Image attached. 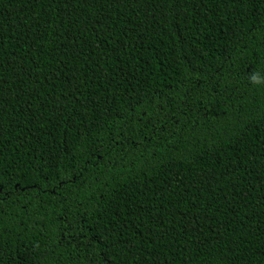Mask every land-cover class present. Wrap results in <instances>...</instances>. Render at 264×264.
<instances>
[{"label": "trees", "instance_id": "1", "mask_svg": "<svg viewBox=\"0 0 264 264\" xmlns=\"http://www.w3.org/2000/svg\"><path fill=\"white\" fill-rule=\"evenodd\" d=\"M0 264H264V0H0Z\"/></svg>", "mask_w": 264, "mask_h": 264}, {"label": "clouds", "instance_id": "2", "mask_svg": "<svg viewBox=\"0 0 264 264\" xmlns=\"http://www.w3.org/2000/svg\"><path fill=\"white\" fill-rule=\"evenodd\" d=\"M253 79L255 80L256 78H255V77H253Z\"/></svg>", "mask_w": 264, "mask_h": 264}]
</instances>
